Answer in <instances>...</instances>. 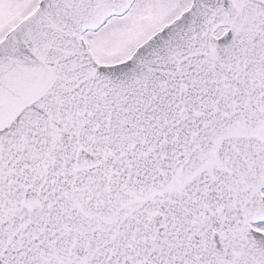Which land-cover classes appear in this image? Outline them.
Returning a JSON list of instances; mask_svg holds the SVG:
<instances>
[{"label": "snow or ice", "instance_id": "snow-or-ice-1", "mask_svg": "<svg viewBox=\"0 0 264 264\" xmlns=\"http://www.w3.org/2000/svg\"><path fill=\"white\" fill-rule=\"evenodd\" d=\"M0 264H264V0H0Z\"/></svg>", "mask_w": 264, "mask_h": 264}]
</instances>
